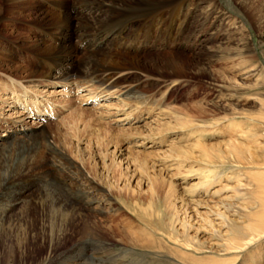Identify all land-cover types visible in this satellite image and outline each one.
Listing matches in <instances>:
<instances>
[{
  "label": "rangeland",
  "instance_id": "rangeland-1",
  "mask_svg": "<svg viewBox=\"0 0 264 264\" xmlns=\"http://www.w3.org/2000/svg\"><path fill=\"white\" fill-rule=\"evenodd\" d=\"M154 1L66 0L63 7L0 0V62L24 71L0 72V143H27L43 131L72 169L92 181L89 214L114 246L85 239L80 264H264V0H242L249 10L239 0H192L197 6L177 38L147 28L154 8L139 17L137 7ZM70 7L93 16L84 21L81 50L65 61L87 69L91 46L106 39L118 61L133 57L131 76L105 90L78 78L26 84L14 76L33 80L29 72L42 61L35 44L78 42L75 35L54 42L49 29L53 14ZM170 12L162 9L165 24L174 23ZM117 21L126 25L123 41L114 39ZM135 86L136 95L126 93ZM103 131L117 145L99 150ZM229 145L241 148L240 161ZM92 156L101 178L85 168ZM112 167L124 175L118 182L110 178ZM254 239L260 240L247 246ZM42 255L36 251L35 260Z\"/></svg>",
  "mask_w": 264,
  "mask_h": 264
},
{
  "label": "bare ground",
  "instance_id": "bare-ground-1",
  "mask_svg": "<svg viewBox=\"0 0 264 264\" xmlns=\"http://www.w3.org/2000/svg\"><path fill=\"white\" fill-rule=\"evenodd\" d=\"M13 1L16 3V1L20 0ZM53 1L63 7L66 6V0ZM239 1L246 10H249L247 4L242 0ZM194 2L192 3V0H158L157 2L154 1L151 7H137L136 12H141L138 14L141 18H145V16L147 17L150 14L155 15V19L150 15L153 20L146 21L147 28H154L157 31H161L163 28L170 32V35L177 38L180 28L188 20L189 14H193V10L197 6ZM70 8H72V12H65L62 15L53 14L49 29L50 31H56L52 35V41L54 42L59 37L70 39L69 36L71 35H75L78 42L74 44L70 40H66L64 43L46 47H41L40 43L35 44L33 47L37 48L35 51H37L38 58H41L42 61L39 60V63L35 64L34 71L29 72L33 77L29 75L28 77L33 80H29L27 77L21 78V75L14 76L22 79L26 84L37 83L44 79L66 80V78H78L83 80V84H90L88 87L96 85L97 89L100 90L110 89L111 86H115L118 83L117 81L126 80L128 76H131L132 64L129 63V59L132 56L130 54L122 56L126 58L127 64L121 63L117 60L121 58V55L108 49L109 44L106 39L91 46L88 54L90 62L87 69L84 68V62L76 65L65 61L71 51L81 50V45L84 44V21L93 16L92 13L87 18V11L84 13V9L74 10V7ZM152 8L154 9L150 14L142 12ZM164 8H168V11L171 10L168 15L169 18H173L174 23L168 22L165 24L168 16L166 17L167 19H164L162 14V9ZM40 11L42 15H45V11ZM104 11L112 12L113 10L109 6H105ZM105 12L102 10V12L98 13H103L104 15ZM127 12L132 14V10ZM19 13L22 15L24 9L20 10ZM124 16L123 13H118L117 15L118 18ZM126 16L128 17L127 20H133L136 17L134 15ZM118 22H116V26L119 24ZM87 24L89 26V23ZM135 27L133 25L127 32L129 33ZM59 29L61 30L58 33L57 30ZM125 29V24L116 27L114 39L121 41L122 38L120 36ZM148 30L150 31V29ZM148 30L146 33H149ZM42 65H45L48 71L43 69ZM5 67L3 62H0V72L4 71L3 69L7 73L12 70L24 72L12 66ZM19 84L23 85L21 82ZM137 87L130 88L126 93L136 95L135 89ZM104 92L106 93L107 91ZM193 132L194 135L201 138L205 135L202 131H191L192 135ZM216 132L212 131L209 133L216 134ZM102 133H104V136L108 134L104 131ZM162 134L163 132L160 133V135ZM39 135L40 137H35V135L28 136L27 138L30 141L27 143H14L9 146L0 143V264H80L76 258L81 255L80 252L86 251V248H84L85 239H98L107 249H111L114 243L102 231V227L100 228L98 225L96 217L89 214V207L93 203V200L89 198V191L95 192L92 181L72 169L60 147L54 141L47 140L51 139L50 137L48 138L43 131ZM113 136V134L108 135L105 140H101L102 142L98 144L99 150L105 149L109 143H115L116 139ZM42 140L44 142L43 146L40 143ZM97 140L99 142L98 138ZM115 145L117 144L115 143ZM229 148L231 155H240L237 157V160L240 161L242 159L241 148L235 145H229ZM89 162L91 163L89 164ZM98 166L93 156L90 161L87 160L85 163V168L95 177L98 173L96 170ZM257 166L260 165L258 164ZM108 172L110 173V178L116 182L124 177L119 168L112 167L111 170L108 168ZM263 175L261 174L262 177ZM97 177L101 178L102 176L98 173ZM157 187L160 188V186ZM152 188L155 189L153 184ZM125 191H128V189ZM168 193L167 199L174 193L172 188H169ZM119 196L124 198L132 197L130 192H120ZM254 216V214H251L248 217L249 229L254 226V224H251ZM109 229L110 232H114L111 227ZM107 233L109 235L108 230ZM259 240L254 239L252 242L247 243V246ZM38 250L43 251V255L35 260V254ZM72 255L75 258L71 259L70 256Z\"/></svg>",
  "mask_w": 264,
  "mask_h": 264
}]
</instances>
